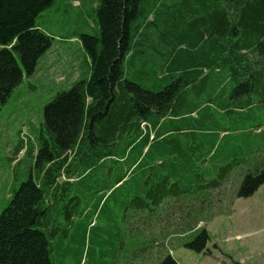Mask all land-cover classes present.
<instances>
[{
	"label": "trees",
	"instance_id": "1",
	"mask_svg": "<svg viewBox=\"0 0 264 264\" xmlns=\"http://www.w3.org/2000/svg\"><path fill=\"white\" fill-rule=\"evenodd\" d=\"M54 1L0 0V110L53 45L36 19ZM95 23L78 38L84 78L45 105L33 167L0 213V264H54L58 206L70 222L91 210L73 237L91 244L110 202L131 256L170 201L187 217L208 204L186 223L184 247L202 253L211 191L233 172L237 199L264 185V0H98Z\"/></svg>",
	"mask_w": 264,
	"mask_h": 264
},
{
	"label": "rangeland",
	"instance_id": "2",
	"mask_svg": "<svg viewBox=\"0 0 264 264\" xmlns=\"http://www.w3.org/2000/svg\"><path fill=\"white\" fill-rule=\"evenodd\" d=\"M97 5L98 0H55L52 7L36 19L39 28L53 37L54 42L39 59L35 72L23 73L20 84L0 110V213L8 205L11 188L16 189L33 167V159L26 155V148L32 145L35 153L45 105L57 93L69 89L77 79L84 78L87 58L78 38L79 34L98 35ZM262 131L260 137L264 138V126ZM19 142V151L15 153ZM237 177V172H233L221 189L210 193L213 211L208 217L220 214L211 222H201L197 226L205 228L209 238L202 253L184 247L196 235L191 231L194 227L187 229L186 223H192L191 218L199 207L201 215L207 216L208 204L192 202L187 217L186 206L181 211L170 201L160 221L140 225L143 236L139 239L147 250L143 252L142 246L137 247L139 254L133 251L131 256L132 244L122 242L125 239L121 230L111 227L113 218L120 219V210L110 202L99 217L92 220L98 228L95 241L89 244L86 240L84 245L73 237L79 231L78 223H83L91 210L81 219L70 222L64 209L58 206L53 213V224L61 231L66 230V234L54 239L57 247L51 254L52 261L54 264H78L80 260L81 264L100 261L104 264H130V261L131 264H158L169 254L176 264H264V185L250 197L237 199L234 195L241 181ZM87 203L81 206L85 208ZM72 205L68 204L66 210Z\"/></svg>",
	"mask_w": 264,
	"mask_h": 264
}]
</instances>
